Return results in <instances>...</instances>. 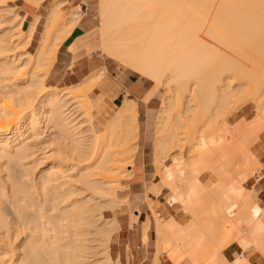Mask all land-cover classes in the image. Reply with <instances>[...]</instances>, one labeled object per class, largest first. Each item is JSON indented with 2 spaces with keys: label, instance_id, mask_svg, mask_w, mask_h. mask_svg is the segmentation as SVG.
<instances>
[{
  "label": "bare ground",
  "instance_id": "bare-ground-1",
  "mask_svg": "<svg viewBox=\"0 0 264 264\" xmlns=\"http://www.w3.org/2000/svg\"><path fill=\"white\" fill-rule=\"evenodd\" d=\"M22 1L20 15L18 0H0V264H94L99 254L119 264L109 241L120 223L105 212L127 201L138 223L132 196L147 201L154 218L153 227L147 216L141 222L152 264L163 252L174 264H249L253 247L264 258V207L235 178L244 171L246 181L260 166L248 141L264 130L262 106L255 125L228 124L229 105L245 87L264 100V0H98L97 51L163 87L162 112L150 125L140 124L128 91L105 109L113 81L106 67L72 88L99 90L97 125L85 111L92 99L46 83L60 47L91 11L87 0L66 12V0L55 3L34 51L41 16L32 13L44 0ZM168 159L163 187L181 211L163 224L150 194ZM139 172L144 181L135 182ZM206 175L216 182L210 192ZM121 178L132 180L122 185L130 190L124 199ZM233 244L241 252L230 261L225 249Z\"/></svg>",
  "mask_w": 264,
  "mask_h": 264
},
{
  "label": "rangeland",
  "instance_id": "rangeland-1",
  "mask_svg": "<svg viewBox=\"0 0 264 264\" xmlns=\"http://www.w3.org/2000/svg\"><path fill=\"white\" fill-rule=\"evenodd\" d=\"M61 1L63 2L65 0H44L38 9L35 8L34 13H32V15L39 14L41 16V21L37 27L35 37L33 38L34 40H32V43L30 45L29 50L34 51L36 49V47L39 43V38L41 37V33H42L44 25L46 23L49 11L53 8L55 3H58ZM66 1L64 2L66 4L63 7V12L64 11L66 12L67 10H70V9L72 10L73 8L74 9L78 8V4H80V2L86 1V0H66ZM87 2L89 3V9L91 11H89L88 15H85L84 18L82 19V21L80 22L81 23L80 26H82V28H83L82 35L80 36L79 33L74 32L72 34V36H70V38H68V40L60 47V49L62 48V51L65 52L66 46L68 47L71 43H73L77 40L75 44L70 46V48H72L70 51L73 55V60H72L73 62H71V68L68 71L69 73L66 75L65 79H62V78L53 79L51 77V74H49V78L47 79L46 83L48 85L56 86V87L61 88V89L62 88L70 89V91L69 90L68 91L73 93V97H77V100H81V97H84V96L86 98H88L87 100L92 99V101H90V103H88L85 106V111L87 113V116H89V118H91V119H89L90 121H92L91 124L97 125L99 123V121L101 120V113L96 108H94L93 106L97 100L96 96L100 95L99 90L97 88H95L94 90L89 91L87 93L88 95L87 94L85 95L82 93L80 94L79 91L81 92V90H83L84 88L89 87L90 83L86 84L87 86L86 85L82 86L81 88H78L76 90L72 89V88L75 86H78L79 84L81 85V83L83 84L90 77L92 78V76H95L103 68L106 67V70L108 69L107 70L108 79L109 80L111 79L113 81L110 84L111 86H110V89L107 92V94L103 95V100H105L107 103L104 105L105 109L111 110L110 104L114 103V98L121 91H123L124 87H123L122 83H125L126 86L129 85L130 81L125 82V78L132 71L126 70L121 64H118L116 61L110 59L109 57L104 56L102 53L97 51L98 45H99V29L97 26L100 23V21L97 19V15H96L99 12L98 0H87ZM23 5H24V2L22 0H18L16 7H17V12L20 15H23V13H25V11L23 9ZM32 15L29 16L26 20V25H25L26 28L29 27V25H30L29 23H31L34 19L35 15L34 16H32ZM60 49H59V51H60ZM238 57L239 56H237V59H239V58L242 59L241 57H239V58ZM243 60L246 64L247 60L246 59H243ZM85 64L89 65L93 68L92 69H89V68L84 69V73H86L85 75L80 73L76 76H74V75L69 76V74L73 73L76 68H78L82 65H85ZM250 64H252V63L248 62L247 65H250ZM135 76H137V75L135 74ZM141 80L144 82L145 87H147L146 93L144 94L142 99L139 100L137 97L131 96L130 93H129V97L134 99V100L136 99V101L138 103V112H139L138 119L140 121V124H142L146 121V122H149V125H150V124H152V123L154 124L155 122L158 121L157 118H159V115H160L159 113H160V111L162 112L160 104H161L163 98L165 97V94L162 91L163 87L161 85H157L154 82L152 83V82H150L144 78H141ZM243 81L249 82L248 80H243ZM127 91L128 90H124V93H126ZM148 95H150V96H148ZM238 95L239 96H237L236 98L233 99L232 107H231V104L229 105V108L234 109V111L232 109H230V110H232V115L230 117H228V124L231 126V128H238V129H239V127H243V126L255 125L256 122L259 121V119H260L259 118L260 114H258L256 112L259 110L256 107L259 108V106H262V108L260 109V110H262V112L261 111L260 112L262 113V115H264V107H263L264 106V100H261V101L259 100L258 103L256 102V100H253V99H255V97L253 96V94L251 95L249 85L247 87H245L240 92V94H238ZM155 96L159 99V107L156 110H149L148 114H145L144 108H143V106H141V104L142 105L148 104L150 102V100ZM246 96H248V97H246ZM121 103H122L121 100H116V104L121 105ZM257 105H259V106H257ZM89 108H91V109H89ZM236 108L237 109L239 108V110H237ZM158 111H159V113H158ZM236 111H237V113H236ZM251 137H252V140H251ZM251 137L249 139L250 141H248V142H250L251 144L253 142V144H252L253 147L249 143L250 149H251V151H253L255 153V155H256L259 163H260V166L256 167L254 165V167H256V168H254L255 170H253V172L251 173L253 175L250 174L251 175L250 178H252L253 182H256L258 180L257 179L258 175L262 177L264 174V130L259 132V134L254 133ZM151 141L152 142L154 141V133L151 136ZM152 157H153V151L148 150L146 158L148 159L149 162L152 160ZM171 162H172L171 159L165 160V162L163 164L164 166H161V168H160L162 174L155 176V178L152 179V183L154 185L149 182L148 187L143 188V190H141V192H140L141 195H143V192L149 190L148 188H150L151 185H153L155 187V189H157V190H155L157 192V194L151 193L150 198L155 202V205H154L155 211L160 214V217L162 218L163 224L165 221H168L170 219H174V215H179V213L181 211V207L178 205H176L174 207L169 206V198L172 195V193L169 190H166V189L164 190V192H165L164 194L166 196L168 195V197L170 196L165 204H161L157 200V197L160 194H162V191H163L162 187L165 185V184H163L164 183L163 180L165 181V177H166L165 175L168 171V167H170L169 165L172 164ZM237 167L238 168H236V170H238V171H240L239 169L242 168V166L241 167L237 166ZM241 170H245V169H241ZM234 172L236 173L235 170H234ZM137 175L138 176H136L137 179L135 178V182L144 181V179L141 178V172H139V174H137ZM234 175L236 176V174H234ZM243 175L245 176L244 171H242V174L241 173L237 174V176L235 177L236 183L237 184L243 183L244 187L247 189V188H249V186L246 184V182L249 181L250 178L248 180L244 181L242 179V178H244ZM261 177H259V179ZM237 178H239V179H237ZM156 179H158V181H159L158 183H156ZM201 180H202V183L204 184L206 191H208L209 189H207V188H211L212 185L215 186V187H213V189L216 188V185H215L216 182L213 178H210L206 175L203 178H201ZM237 180L238 181L240 180L239 183L237 182ZM131 182H132V180L129 181L128 178H127V180H126V178H123V179L121 178L120 189L117 190V195L119 198L124 199V197L126 198V195L128 196L130 194V192H129L130 190L128 188H123V186L127 187V185ZM126 183H128V184H126ZM249 185H251V183H249ZM163 189H164V187H163ZM213 189L211 188L210 190H213ZM210 190H209V192H210ZM247 191L250 194L253 201L258 202L257 198L253 194H251V191L249 189H247ZM158 192H159V195H158ZM134 198H135V196H132V198H130L131 206H135L138 203H140V205H138V210H140L141 214H142V217L140 220H138V223H136V221H134L130 218L129 215H130V211H132V209L128 205L127 201H126L127 203L124 202L125 204L124 203L120 204V207H116V209H114V210L109 209V210H106V212H105L107 214L106 218L111 220L117 216L119 223H120L119 228H117L116 230H114L111 233V240L109 241L111 257H112L113 262H115L114 260H120L119 264H140L141 262L147 263V264H152V253H151L152 250H150L151 246L148 244H146V246L142 245V231H143V229L141 226L142 225L141 222H145L144 220L147 217H149V219L152 220L151 222H152V227H153L154 218L152 217L153 215L150 213L148 202L146 201L143 203V200H141V199L137 200ZM115 211H117V213L114 215ZM119 211H124V212L120 213ZM145 216H147V217H145ZM131 220H132V223H131ZM139 223H141V224H139ZM152 230H153V228H152ZM152 230L150 232L151 238L153 237ZM235 245L238 246V244H235ZM251 250H254L255 252H257V254L259 253L254 247L251 248ZM249 252H250V250L247 253H249ZM239 254L240 253H238L235 256V258ZM148 255L151 257H149ZM167 256H168V254H166L164 252L161 253L159 255V263L158 264H163L166 262H168L169 264L175 263L174 260L168 259L169 256H168V258H167ZM258 256L261 257L262 255L259 253ZM246 257L249 260L248 255H246ZM104 258L105 257L103 255L99 254V256L95 258L94 264H105L106 260ZM261 258L264 260L263 256ZM232 260H230V261H232ZM183 262L186 264H192L188 260H185ZM249 264H250V260H249Z\"/></svg>",
  "mask_w": 264,
  "mask_h": 264
},
{
  "label": "crops",
  "instance_id": "crops-1",
  "mask_svg": "<svg viewBox=\"0 0 264 264\" xmlns=\"http://www.w3.org/2000/svg\"><path fill=\"white\" fill-rule=\"evenodd\" d=\"M74 32L79 33V35H82L83 32V28L82 26H77V28L74 30ZM73 32V33H74ZM89 33V32H88ZM77 41V40H76ZM73 42L71 43L68 47L66 46V51L63 52L62 48L60 49L58 56H57V60L54 63L52 69H51V77L53 79L55 78H62L65 79L66 75L69 73V69L71 68V62H73V55L71 53V51L69 50L70 46H72L73 44L76 43ZM59 59V60H58ZM92 69L93 67L89 66V65H82L78 68L75 69V71L73 73H70L69 76H76L78 74H83L85 75L86 73H84V69ZM71 78V77H70ZM130 81L129 85H125V83L123 84V91H121L115 98H114V104H116V100H121L124 98L125 93L124 90H128L131 96L137 97L139 100L142 99V97L144 96V94L146 93L147 87H145L144 82L141 80L140 77L135 76L134 72H130L126 78H125V82ZM111 86V85H110ZM110 87H107L106 90V94L107 91H109ZM150 96V95H148ZM118 105V104H116ZM144 108V113L148 114L149 110H156L159 107V99L155 96L153 97L150 102L148 104L142 105ZM143 137L145 138V134H143ZM158 179H156V183H158ZM249 183H251V185H249ZM246 184L249 186V189L251 191V193L257 198V200L259 201L260 205H262L264 207V174L263 176L258 179L256 182H253L252 178L249 179V181L246 182ZM164 190L162 191V194H160L157 197V200L159 201V203L161 204H165L168 200V195L166 196L164 193ZM225 252L228 256V258L230 260L234 259L235 256L241 252V248L235 244L229 246L228 248L225 249ZM246 255H248L249 260H250V264H264V260L258 256L257 252H255L254 250L250 249V252L247 253ZM140 264H147V263H143L141 262ZM163 264H169L168 262L163 263ZM180 264H186L184 262H181Z\"/></svg>",
  "mask_w": 264,
  "mask_h": 264
}]
</instances>
